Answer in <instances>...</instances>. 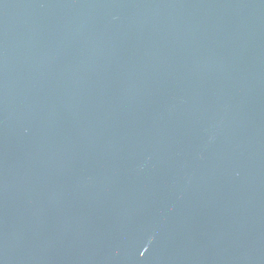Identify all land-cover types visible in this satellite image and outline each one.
Segmentation results:
<instances>
[{
	"label": "water",
	"instance_id": "1",
	"mask_svg": "<svg viewBox=\"0 0 264 264\" xmlns=\"http://www.w3.org/2000/svg\"><path fill=\"white\" fill-rule=\"evenodd\" d=\"M0 264H264V0H0Z\"/></svg>",
	"mask_w": 264,
	"mask_h": 264
}]
</instances>
